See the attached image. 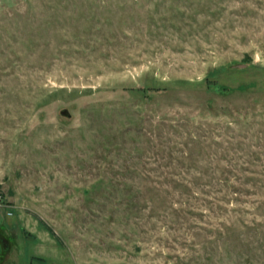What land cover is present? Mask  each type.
<instances>
[{
  "label": "rangeland",
  "instance_id": "374dc122",
  "mask_svg": "<svg viewBox=\"0 0 264 264\" xmlns=\"http://www.w3.org/2000/svg\"><path fill=\"white\" fill-rule=\"evenodd\" d=\"M0 264H264V0H0Z\"/></svg>",
  "mask_w": 264,
  "mask_h": 264
},
{
  "label": "trees",
  "instance_id": "16d2710c",
  "mask_svg": "<svg viewBox=\"0 0 264 264\" xmlns=\"http://www.w3.org/2000/svg\"><path fill=\"white\" fill-rule=\"evenodd\" d=\"M48 231H49L52 235H54V234L51 232V230L48 229Z\"/></svg>",
  "mask_w": 264,
  "mask_h": 264
}]
</instances>
